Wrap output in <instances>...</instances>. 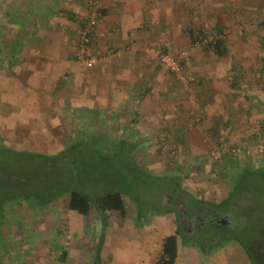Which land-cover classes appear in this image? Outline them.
Returning <instances> with one entry per match:
<instances>
[{"label": "crops", "instance_id": "0c3cea01", "mask_svg": "<svg viewBox=\"0 0 264 264\" xmlns=\"http://www.w3.org/2000/svg\"><path fill=\"white\" fill-rule=\"evenodd\" d=\"M90 1L51 0L48 6L43 5V12L34 10L23 15L17 11L14 15L16 36L7 45L13 46L14 55L7 69L0 64L1 97H7L0 106L11 99L18 109L14 111L10 101L11 109L5 106L9 111L0 113L1 120L11 128L13 124H25V130L41 129L46 133L40 136L41 144L56 146L67 140L72 130L84 135L85 130L99 131L107 126V143L135 144L130 152L134 160L133 154L146 147L163 141L176 144L175 172L193 178L210 171L211 168L205 170L204 163L212 167L209 152L219 142L213 136L216 131L222 140L238 136L242 143L255 131L264 137V62L257 64L254 57L248 65L242 62L245 44L233 40L234 29H221L229 32V36L223 35L225 54L194 55L182 61L189 65L187 70L199 73V85L187 91L160 62L147 56L150 44L168 46L177 33L151 28L154 18L149 12L150 0ZM159 12L162 16V10ZM90 18L96 20L92 41L100 59L85 69L76 60L75 52L81 27ZM179 32L186 35L189 29H178ZM186 39L189 38L183 42ZM251 49L252 56L261 50L257 44ZM217 63L219 70L214 73L212 67ZM191 93L198 97L195 104L188 99ZM19 111H25L26 117L19 118ZM189 113L201 118L190 122ZM234 160L240 165H251L242 152ZM120 219H124L121 227L105 234L100 264H156L163 239L175 231L171 219L152 216L140 226L126 220V214ZM107 220L110 221L108 217ZM163 231H167L166 235L158 237ZM180 244L178 239L175 264L179 261ZM189 253L195 254L193 250ZM89 254L93 264V251ZM67 257L66 253L65 261ZM35 258L42 264H53L42 255ZM211 261L210 258L208 264ZM36 262L34 259L33 264Z\"/></svg>", "mask_w": 264, "mask_h": 264}, {"label": "rangeland", "instance_id": "374dc122", "mask_svg": "<svg viewBox=\"0 0 264 264\" xmlns=\"http://www.w3.org/2000/svg\"><path fill=\"white\" fill-rule=\"evenodd\" d=\"M49 3L51 4V0H0V64H3L5 69L8 68L14 55L13 46L11 45L12 48H10L7 45H10L14 40L13 37L16 36L13 32L15 22L13 19L14 15H17L16 12H22L23 15H27L28 11L43 12V5L48 6ZM148 3L150 4L149 12L154 18L151 28L169 29V31L172 29L177 32L175 40L169 42L168 46L150 44L146 49L149 59L158 62L156 57L148 53L149 48L169 52L178 57L181 63L189 57L193 58L194 55L205 54L203 56L212 57L214 54L211 48L204 49L201 45H191L190 35L178 33V29H193L194 32L198 29H215L206 30V38L202 36L209 41L217 33L216 26H219L222 29H234L233 40L245 44L242 56L244 58L242 62L245 65H248V61L253 57L258 60L257 64L264 62V46L262 45L264 43V0H150ZM160 10L163 12L162 16L159 15ZM223 35L227 37L229 32L224 30ZM186 37L189 39L183 42ZM256 44L260 45L261 50L259 54L252 56L254 54L251 48ZM188 66L182 64L185 75H192L194 78L190 84L183 83L169 72L187 91L198 86L200 80L197 76L199 73L195 70H187ZM212 68L214 73H217L219 63ZM201 72L206 71L201 70ZM5 86L4 83L3 88L7 90L8 86ZM1 95L0 90V104L7 99L6 96L3 99ZM188 99L190 104L199 101L198 97L192 93ZM10 101L12 102L8 99L3 106H0L1 114L11 109ZM14 107L12 102L13 110H18ZM21 113L18 115L19 118L26 117L25 111ZM189 118L191 122L193 118L201 117L198 114L189 113ZM19 125L18 127L13 124L11 128L7 122L1 120L0 115V179L2 180L0 182L11 186L4 187L11 192L10 195L5 196V200L2 199L4 202L0 205L4 216V219L3 217L0 219V264H33L34 259L37 261L35 264H42V261L35 258L36 255L39 257L42 255L46 262L53 264H90L89 253L93 251L102 231L100 213L91 208L86 216L78 215L76 211L69 208V196L66 195L54 199L49 203L47 210H40V212L39 209L30 206V203L36 200V194L41 199L40 204H44L42 201L48 196L66 193L74 186L81 188L92 197L107 191L120 190L125 201L126 220L132 221L134 226L145 224L152 216L168 217L172 221V226H176L174 214L163 212L164 208L172 202L168 198V191L175 193V179H172L170 174L175 173L177 168L176 144L163 141L133 154L139 165L146 169H143L144 172L133 170L131 162L125 159L126 155L113 157L108 154L106 158L101 157L97 151L100 146L105 145V152L108 151V153L114 150L111 142L107 145L106 139L103 138V135L108 132L105 129L107 126L99 131L85 130V138L74 130L75 133L71 132L67 140L60 141L61 145L44 146L40 138L41 134H46L43 130L27 128L25 130L22 126L25 124ZM216 132L213 134L215 141L222 142L226 148L238 149L235 155L227 154L228 159L238 157L241 152L244 153L243 149L254 151L255 140L258 135L263 136L255 131L253 137L252 134L247 135L242 143L238 136L222 140L217 137L219 134L218 131ZM97 133H101V136L98 137ZM62 150L65 152L58 155ZM258 155L246 157L251 165L264 166V153L260 154L263 156L258 157ZM204 164L205 170L211 168L212 173L205 171L203 175L195 178L186 177L182 184L188 192L201 200L217 202L230 188L231 180L223 174L231 175L233 170L220 171L224 165L222 161L213 163L212 167L208 163ZM255 188L252 191L253 200L245 209V212H253V218L250 221L253 228L244 225L242 220L236 221V225L243 231H241L242 239L247 240L251 237L252 257L259 260L264 257V182L263 185L259 184ZM19 191L29 196L19 195ZM173 205L175 206V203ZM207 206L205 205L206 208ZM176 209L184 210L181 204H178ZM137 214L140 217L139 223L134 218ZM107 215L110 221L105 228V234L109 231L114 233L112 229L121 227L125 218L120 219L123 217L116 212H107ZM208 215L214 217V211L208 210ZM192 216L187 215L188 220L192 219ZM207 220L210 219H203L207 225L206 228L211 229L210 221L206 222ZM189 228V226L183 227V229ZM248 229L250 231H247ZM166 233L167 231H163L157 235L162 237ZM157 244L156 254H159L161 241ZM179 247L178 264H189L190 261L193 264H208L210 258L211 264H251L243 247L234 241L213 254L206 255L193 244L190 246L180 244ZM63 249L68 255L64 262L59 260ZM190 250H193L195 254H190Z\"/></svg>", "mask_w": 264, "mask_h": 264}, {"label": "trees", "instance_id": "16d2710c", "mask_svg": "<svg viewBox=\"0 0 264 264\" xmlns=\"http://www.w3.org/2000/svg\"><path fill=\"white\" fill-rule=\"evenodd\" d=\"M85 23L83 24V26L85 25ZM221 29V27L217 26V33L212 36V39L201 43V46L203 48H211L213 53H215V55L217 56H221L226 53V49L224 46L225 37L223 36V32L221 31ZM205 33L206 32L202 29H198V31L196 32H194L193 29H189L188 34L191 37V45L196 41L204 39L203 37L206 36ZM72 132L75 133L74 130H72ZM97 134H99L98 137L101 136V133ZM82 136L85 138L84 135ZM103 138L106 139L105 134L103 135ZM106 144L108 145L107 139ZM111 144L113 145L114 150L110 151V153H108V151L105 152V145H102L98 148L97 151L102 158L108 157V154L112 155L113 157H123L124 155H126L125 159L131 162V166L134 167L133 170L137 169L138 171H144L140 167L138 162L131 157L130 152L135 148V144H131L127 141H118ZM220 144L223 145L222 142H217L216 146H219ZM64 152L65 150H62L58 153V155L63 154ZM210 152L209 159H211L213 163L222 161V165L224 164L223 166L225 169L231 168L235 171L232 175H229V179L231 180L230 189L225 197L218 200L217 202H207L201 200V198L194 196L192 193L186 190V188L182 184L186 176L178 174V172H175L173 174L169 173L170 177L172 179H175V193L172 194L171 190L168 191V198H170L172 202H170V204H168V206L164 208L165 210L163 212H170L175 214L176 228L173 234L168 235L163 239L162 252L160 257L156 261V264L176 263L178 239L183 245H196V247L205 255L213 254L217 250L228 245L229 242L234 241L243 247V250L247 253L249 263L264 264V257L259 258V260L252 257V248H250L252 246V239L251 237H249V239L247 240L242 239L241 233L243 231L236 225V221L241 222L239 220H242L244 225L248 226L249 228H253V225H251L252 222H250L253 218V212H245V209L247 208V204L253 200V189H256L255 187H257L259 184L263 185L264 167H253L249 164L240 165V162L237 161L238 159L234 160V158L231 157H229L228 159V156H226V154L223 155L220 159L214 160L210 155ZM7 186L11 187L9 184L7 185L0 182V205L2 202H4L2 201V199L5 200V196L10 195L11 191H9L7 188H4ZM19 195L25 194H22V192L19 191ZM63 195L69 196V208L76 211L78 215L86 216L91 208L100 213L102 231L93 249V264H100V252L104 244L105 228L108 223L107 212H116L121 217H124L126 214L125 201L122 192L120 190H112L92 197L81 188L74 186L72 188H69L66 193L48 196V198L42 201L44 204H40L41 199L39 198L38 194H36V200L33 201V199L31 198L33 203H30V206L32 208L35 207L39 209V211H45L47 210L48 205L51 201L60 198ZM25 196L29 195L26 194ZM31 199L29 198L30 201ZM174 203L175 206L173 205ZM178 204H181L183 209L186 211V217L187 215H202V218L204 220L210 219L206 222L210 221L209 224L212 228L207 229V225L205 224V221H203L204 223L200 224V226L196 229H183V221L180 218V216H183L181 213L182 209H176V206ZM205 205H208V208H206ZM1 208L2 207L0 206V219L2 217L4 219ZM210 209L214 211V217H211L212 215H208V210L210 211ZM221 218H225V222L217 220ZM136 219L139 223L140 217L138 214L136 216ZM247 231H250V229H248ZM195 232H197L198 234ZM61 252L62 253L59 260L64 261L66 251H64L63 249Z\"/></svg>", "mask_w": 264, "mask_h": 264}, {"label": "built area", "instance_id": "2783aa9c", "mask_svg": "<svg viewBox=\"0 0 264 264\" xmlns=\"http://www.w3.org/2000/svg\"><path fill=\"white\" fill-rule=\"evenodd\" d=\"M90 2L95 3L91 0ZM96 26L95 18H90L86 21L85 25L81 28L78 47L75 52L76 60L82 64L85 69L92 68L100 59V53L94 47L92 41V34ZM201 41V42H200ZM193 43V46L201 45V43L206 42V39H201ZM148 53L151 56L156 57L158 62H160L167 70L172 73L177 79L187 84L194 80L192 75H185L182 67L181 60L178 57L170 54L169 52H160L149 48ZM195 122L199 121V118H195ZM260 134V133H258ZM238 149L236 147L226 148L224 145H219L214 147L210 155L214 160L220 159L223 155H235ZM243 154L246 156H255L256 154L264 153V137L258 135L254 144V151L250 149H243Z\"/></svg>", "mask_w": 264, "mask_h": 264}, {"label": "flooded vegetation", "instance_id": "af4514ba", "mask_svg": "<svg viewBox=\"0 0 264 264\" xmlns=\"http://www.w3.org/2000/svg\"><path fill=\"white\" fill-rule=\"evenodd\" d=\"M181 213L183 216H180L181 220L183 221L184 226H189L191 229H196L200 226V224H203V218L202 215H193L192 219H189L186 217V211L181 210ZM189 230V229H188Z\"/></svg>", "mask_w": 264, "mask_h": 264}, {"label": "water", "instance_id": "95a60500", "mask_svg": "<svg viewBox=\"0 0 264 264\" xmlns=\"http://www.w3.org/2000/svg\"><path fill=\"white\" fill-rule=\"evenodd\" d=\"M218 221L225 222V218L217 219Z\"/></svg>", "mask_w": 264, "mask_h": 264}]
</instances>
